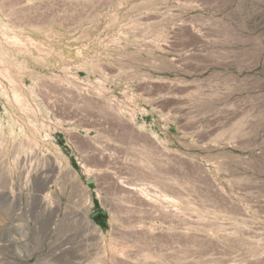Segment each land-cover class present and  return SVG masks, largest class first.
<instances>
[{"label": "rangeland", "instance_id": "1", "mask_svg": "<svg viewBox=\"0 0 264 264\" xmlns=\"http://www.w3.org/2000/svg\"><path fill=\"white\" fill-rule=\"evenodd\" d=\"M0 264H264V0H0Z\"/></svg>", "mask_w": 264, "mask_h": 264}, {"label": "bare ground", "instance_id": "2", "mask_svg": "<svg viewBox=\"0 0 264 264\" xmlns=\"http://www.w3.org/2000/svg\"><path fill=\"white\" fill-rule=\"evenodd\" d=\"M14 38H15V37H14ZM2 73H3V72H2ZM13 90H14V89H13ZM5 95H6V94H5ZM12 97H13V99L16 100L17 103H21V100H22V99H21V94H19L18 91L14 90V91H13V96H12ZM23 102H24V101H23ZM22 104H23V103H21V105H22ZM24 104H25V103H24ZM24 104H23V105H24ZM25 108H26V106H25Z\"/></svg>", "mask_w": 264, "mask_h": 264}]
</instances>
